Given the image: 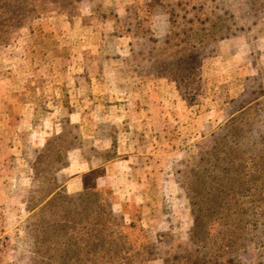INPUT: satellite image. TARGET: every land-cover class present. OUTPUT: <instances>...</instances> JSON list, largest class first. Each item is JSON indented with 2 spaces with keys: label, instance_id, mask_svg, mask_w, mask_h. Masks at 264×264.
Masks as SVG:
<instances>
[{
  "label": "rangeland",
  "instance_id": "rangeland-1",
  "mask_svg": "<svg viewBox=\"0 0 264 264\" xmlns=\"http://www.w3.org/2000/svg\"><path fill=\"white\" fill-rule=\"evenodd\" d=\"M163 1L0 0V264H264V0ZM96 122L142 202L61 185Z\"/></svg>",
  "mask_w": 264,
  "mask_h": 264
},
{
  "label": "crops",
  "instance_id": "crops-1",
  "mask_svg": "<svg viewBox=\"0 0 264 264\" xmlns=\"http://www.w3.org/2000/svg\"><path fill=\"white\" fill-rule=\"evenodd\" d=\"M101 93L102 92H100V94ZM77 121L78 120H73V122ZM104 122L83 125V138L81 145L67 151L68 163L65 167L67 176L61 185L69 193L81 191L84 188L83 175L91 172L96 174L94 181L97 187L115 189V192L113 193L114 202H121L124 199L142 202L143 200L141 198L144 193L139 192L138 190L124 192L123 190L125 189L123 188L125 187V183L130 180L126 175H129V171L132 170V168L133 170L136 168L133 167V165L144 164L147 157L142 152H139L138 147L141 145H139L134 138L132 139V137L129 139L131 141L125 143L128 147L133 145V149L131 148L127 153L120 152L118 146L120 144L118 143L123 140L119 138L121 130L118 129L116 137L110 134L108 135L105 131H108L112 124H105L104 127ZM130 132L132 133L133 130ZM96 148L106 154L113 153V156L110 158H102L91 155L88 150ZM125 158H127V160ZM122 162L131 163L132 165V167L128 168L126 173L123 172V170H120L117 166ZM112 166L115 169H112ZM141 179L143 180L144 177H141ZM142 204L143 210L147 212L149 208L145 206L146 204Z\"/></svg>",
  "mask_w": 264,
  "mask_h": 264
},
{
  "label": "trees",
  "instance_id": "trees-1",
  "mask_svg": "<svg viewBox=\"0 0 264 264\" xmlns=\"http://www.w3.org/2000/svg\"><path fill=\"white\" fill-rule=\"evenodd\" d=\"M157 1V3H159L160 5H164L163 3H164V1L163 0H156Z\"/></svg>",
  "mask_w": 264,
  "mask_h": 264
}]
</instances>
